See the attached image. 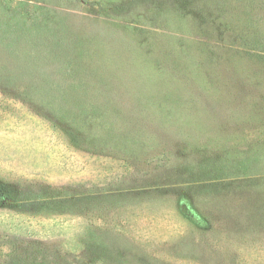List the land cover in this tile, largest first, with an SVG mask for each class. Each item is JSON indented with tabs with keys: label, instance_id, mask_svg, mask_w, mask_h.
<instances>
[{
	"label": "rangeland",
	"instance_id": "rangeland-1",
	"mask_svg": "<svg viewBox=\"0 0 264 264\" xmlns=\"http://www.w3.org/2000/svg\"><path fill=\"white\" fill-rule=\"evenodd\" d=\"M3 23L39 53L12 81L0 44V205L37 228L7 263L264 264V0H0Z\"/></svg>",
	"mask_w": 264,
	"mask_h": 264
},
{
	"label": "trees",
	"instance_id": "trees-1",
	"mask_svg": "<svg viewBox=\"0 0 264 264\" xmlns=\"http://www.w3.org/2000/svg\"><path fill=\"white\" fill-rule=\"evenodd\" d=\"M20 27L21 25L13 23H3L0 27L1 46H4L7 52L16 55L17 61L20 62L19 65L21 68L19 73H12L13 75L10 77L12 81H20V79L23 78H33L32 75L35 73L33 67L37 64V57H39V53L20 54L21 48L25 43V35L21 36L23 33L22 29L20 31ZM46 58L48 57L46 56ZM18 77L20 79H18ZM24 80L25 79L22 81ZM13 218L14 213L0 205V250L2 256L6 258L5 264H10L7 263L10 260L9 258L13 254L18 253L19 249L23 251L26 244L31 243L34 238V231H37V228L29 225V223L21 220L13 221ZM17 260L21 261L18 258Z\"/></svg>",
	"mask_w": 264,
	"mask_h": 264
}]
</instances>
